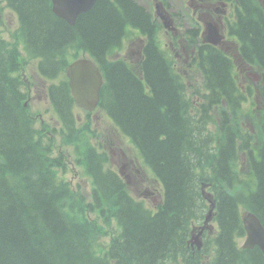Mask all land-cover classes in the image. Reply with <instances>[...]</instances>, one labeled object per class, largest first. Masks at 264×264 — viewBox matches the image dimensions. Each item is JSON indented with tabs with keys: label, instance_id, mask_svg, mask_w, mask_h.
I'll use <instances>...</instances> for the list:
<instances>
[{
	"label": "trees",
	"instance_id": "trees-1",
	"mask_svg": "<svg viewBox=\"0 0 264 264\" xmlns=\"http://www.w3.org/2000/svg\"><path fill=\"white\" fill-rule=\"evenodd\" d=\"M3 1L19 27L8 40L0 19V264H264L259 248L245 250L237 241L245 235L244 211L264 226V109L260 117L256 105L244 111L231 79L233 61L216 50L207 58L209 107L220 105L221 121L208 108L205 117L216 131H204L207 120L200 126L187 117L190 104L151 43L147 94L120 63L107 62L127 26L149 31V15L134 0H98L74 27L53 13L51 0ZM237 1L241 55L264 68V8L258 0ZM73 51L89 52L98 62L110 81V104L102 107L165 183V203L157 212L129 194L106 152L90 148L89 123L73 133L75 103L66 77L77 57ZM31 60L39 61L44 78L59 79L49 92L66 135L25 106L33 88L25 75ZM252 115L255 133L241 119ZM72 142L92 179L91 199L66 177L65 151L59 149ZM202 184L212 192L217 229L199 252L190 238L209 209Z\"/></svg>",
	"mask_w": 264,
	"mask_h": 264
},
{
	"label": "rangeland",
	"instance_id": "rangeland-1",
	"mask_svg": "<svg viewBox=\"0 0 264 264\" xmlns=\"http://www.w3.org/2000/svg\"><path fill=\"white\" fill-rule=\"evenodd\" d=\"M139 3L143 4L144 6H147V2L148 0H137ZM186 2V9L184 8V12H187L189 14V7H190V0H184ZM182 2L183 0H169L168 4L170 9L173 11V13L175 15H180L185 16L186 14H182ZM223 10V8H222ZM193 12V11H192ZM0 19L2 20V29H3V34L4 36L8 39V40H12L11 37V32H15L17 30V28L19 27V20L18 17L16 15V13L8 8L5 4V2L3 0H0ZM182 25H186L187 27H189V20L188 18H183L182 20ZM194 22L192 20H190V24H193ZM125 43L127 44L129 49H132L133 51L136 50L137 48V44H138V40L136 38H133L130 40H125ZM36 64H38V60H31L27 73L30 75V77L32 78L33 82L38 86V91L35 92L32 96V100H31V107L34 111H36L38 114L41 115V117L46 120L47 122H51V123H55L53 117H52V111L49 110L50 106L47 103V101L44 99V97H41L42 93H41V88H42V83L43 80L39 77L37 71H36ZM191 74V72H190ZM198 72L195 73V77L197 76ZM240 82V88L245 91L247 90V96H249V87L251 86V82L250 81H244L242 79H239ZM197 84L199 85L200 82L197 81ZM110 99V97H109ZM194 100L198 101V103H201V100L195 96L193 98ZM256 99V98H255ZM258 110L262 109V106H258ZM99 112L96 113L94 116H92V126L94 128V130L97 131V133L99 134V137L95 140V142L98 143H102L105 144L106 142H108L109 144H112V153H111V160H112V164L114 166H118L121 165V161H125V159L123 157H120V151L121 149L125 150L127 152V154L129 156L134 155L135 152V148L131 145V142L127 139H123L120 136H116L113 133V127H112V121L110 119V117L106 114V112H104L103 110H98ZM244 111H247V108L244 109ZM106 114V115H105ZM198 116V114H196ZM76 116H77V121L82 123L85 121L84 119V112L83 110H80L78 108H76ZM248 127H250V123L247 125ZM254 125L252 124L251 128L252 131L254 129ZM250 128V129H251ZM214 128H212L213 130ZM199 132V131H197ZM251 133H255V129L253 132ZM244 154V153H243ZM245 156V154H244ZM242 156L241 160H242V164L243 167H245L246 163V159L245 157ZM132 165V164H131ZM136 173V168L134 166H128L127 170L125 171L126 175H130ZM68 177L72 178V176L75 175V171H72L70 173L67 174ZM81 175L85 176L83 171L81 172ZM81 178V177H80ZM137 175L134 176V181L136 180ZM82 186V188H85L83 191L87 194V196H90V185L87 181V179H76ZM144 184L147 183V181L143 182ZM149 187L150 189H154V184L153 183H149L148 185H143V187L140 189V192H143L145 190V188ZM155 199L157 198V195H154ZM155 203H159V201H155ZM202 224H197L193 230H197V227L201 226ZM211 225H213V228L211 229V231H215L216 230V224L214 222H211ZM238 241V245L241 247L244 242H245V238H240ZM212 251L209 250V254H211Z\"/></svg>",
	"mask_w": 264,
	"mask_h": 264
},
{
	"label": "water",
	"instance_id": "water-1",
	"mask_svg": "<svg viewBox=\"0 0 264 264\" xmlns=\"http://www.w3.org/2000/svg\"><path fill=\"white\" fill-rule=\"evenodd\" d=\"M97 0H52L53 12L70 25H74L79 15L90 11ZM70 83L72 94L77 103L88 109H94L99 101V91L102 86V75L98 67L89 60H78L70 65ZM213 208L205 220V225L212 220ZM246 232L244 249L259 247L264 253V226L258 216L246 212L243 216ZM204 227L192 238V245L201 249L200 238Z\"/></svg>",
	"mask_w": 264,
	"mask_h": 264
},
{
	"label": "flooded vegetation",
	"instance_id": "flooded-vegetation-1",
	"mask_svg": "<svg viewBox=\"0 0 264 264\" xmlns=\"http://www.w3.org/2000/svg\"><path fill=\"white\" fill-rule=\"evenodd\" d=\"M150 8H153L152 10L154 11L156 7L159 8V12L158 14L162 16V18L166 17L167 15H165L164 11H163V1L162 0H151L150 1ZM165 6V5H164ZM166 7V6H165ZM154 13V12H153ZM155 14H156V10H155ZM183 52V57L180 55V59L183 60V62L187 65H189L191 68H195L196 67V59H192L190 60V57L187 55V51L186 49H182ZM137 68V66L135 67ZM246 68H244L245 70ZM250 69V68H249Z\"/></svg>",
	"mask_w": 264,
	"mask_h": 264
},
{
	"label": "bare ground",
	"instance_id": "bare-ground-1",
	"mask_svg": "<svg viewBox=\"0 0 264 264\" xmlns=\"http://www.w3.org/2000/svg\"><path fill=\"white\" fill-rule=\"evenodd\" d=\"M235 131V130H234Z\"/></svg>",
	"mask_w": 264,
	"mask_h": 264
}]
</instances>
